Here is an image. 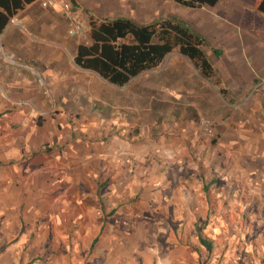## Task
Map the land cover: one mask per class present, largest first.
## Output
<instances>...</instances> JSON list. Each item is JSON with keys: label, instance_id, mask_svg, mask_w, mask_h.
Masks as SVG:
<instances>
[{"label": "crops", "instance_id": "obj_1", "mask_svg": "<svg viewBox=\"0 0 264 264\" xmlns=\"http://www.w3.org/2000/svg\"><path fill=\"white\" fill-rule=\"evenodd\" d=\"M42 1L0 36V264H199L182 228L163 230L168 246L136 247L134 213L155 204L181 222L192 202L182 194V159L209 137L202 121L225 136V127L246 124L255 94L263 102L264 16L246 0L200 9L173 0H58L86 21L183 20L211 47L209 80L176 50L118 88L76 65L90 37L70 36L60 3Z\"/></svg>", "mask_w": 264, "mask_h": 264}, {"label": "rangeland", "instance_id": "obj_2", "mask_svg": "<svg viewBox=\"0 0 264 264\" xmlns=\"http://www.w3.org/2000/svg\"><path fill=\"white\" fill-rule=\"evenodd\" d=\"M246 1L252 4L256 0ZM85 22L89 25V32L85 34L89 39L90 21ZM208 45L204 50L211 52ZM220 90L224 99L227 98L228 93ZM262 95L255 94L251 99L253 102L247 104L246 124L225 127L228 128L225 136L222 127L214 121H202L203 130L209 137H198L188 146L190 157L182 159L184 167L189 169L184 174L187 180L183 183L182 194L192 201L182 207L183 220L180 222L175 215L167 214L164 206L151 204V210L143 213L137 211L136 206L133 238L136 247L168 246L163 230L182 228L183 244L187 238L186 246H198L199 264H264ZM238 113V110H232L231 118H237ZM205 187H209L208 192ZM143 233L146 234L144 240ZM200 234L213 245L210 255L200 245ZM135 257L141 262L144 260L140 254L135 253Z\"/></svg>", "mask_w": 264, "mask_h": 264}, {"label": "trees", "instance_id": "obj_3", "mask_svg": "<svg viewBox=\"0 0 264 264\" xmlns=\"http://www.w3.org/2000/svg\"><path fill=\"white\" fill-rule=\"evenodd\" d=\"M38 0H0V36L10 20L26 6ZM188 9L215 7L221 0H173ZM257 11L264 16V0H256ZM91 45L78 48L75 63L96 73L109 84L123 88L142 74L157 70L174 51L192 62L204 79L215 76V69L204 47L207 40L183 20L171 19L143 26L128 18L90 20ZM216 56L220 54L216 51ZM224 93V92H223ZM209 191V187H205ZM200 245L210 255L213 245L201 234ZM204 264V263H201Z\"/></svg>", "mask_w": 264, "mask_h": 264}, {"label": "built area", "instance_id": "obj_4", "mask_svg": "<svg viewBox=\"0 0 264 264\" xmlns=\"http://www.w3.org/2000/svg\"><path fill=\"white\" fill-rule=\"evenodd\" d=\"M60 3L62 9L65 13V18L69 25V35L77 36V35H85L89 32V25L85 22L84 19L80 18L72 9L70 3L68 2H60L58 0H43L42 6L44 8H51ZM11 25H16V20L12 18L10 20Z\"/></svg>", "mask_w": 264, "mask_h": 264}]
</instances>
